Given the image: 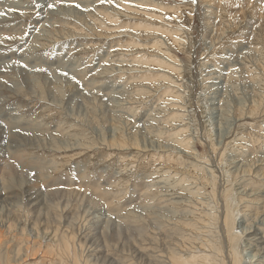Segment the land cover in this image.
Instances as JSON below:
<instances>
[{
    "label": "rangeland",
    "instance_id": "374dc122",
    "mask_svg": "<svg viewBox=\"0 0 264 264\" xmlns=\"http://www.w3.org/2000/svg\"><path fill=\"white\" fill-rule=\"evenodd\" d=\"M143 1L137 6L147 7H143L144 14L149 16L135 18L153 29V34L146 36L130 27L134 21L124 8L119 10L123 19L116 29V24L106 25L101 9L116 7L117 0H0V232L10 231L4 233L9 237H0V264L68 263L57 245L52 251L44 241L34 244L29 240L30 249L26 250L23 239L35 223L41 232L73 224L75 241L82 243L85 235L94 237L103 230L109 234L119 225H132V233L124 234V240L132 238L135 241L129 243L137 244L136 248L144 246L143 234L140 238L137 228L146 226L149 213L155 210V215L173 219L188 209L167 208L161 201L148 204L144 192L153 184L183 193L174 199L185 204L188 197L192 208L201 204L214 208L228 180L235 190L250 179L249 186L264 185L263 177L237 174L230 161L241 158L242 152L253 165L252 171L264 162L260 161L264 158V137H256L255 131L260 127L264 130V108L256 114L259 117L237 121L241 111L248 112L251 100L264 92V63L258 59L264 61L261 45L242 47L231 42L222 47L223 54L217 58L207 56L213 47L206 35L204 0ZM132 2L126 0L125 4ZM235 2V10L255 12L254 26L262 21L264 25V0ZM166 14L172 15L168 18ZM173 19L176 22L172 23ZM171 32L182 34L188 47L165 46L173 56L170 64L180 73L167 70L172 81L158 82L155 78L164 71L144 63L162 59L155 47L167 45L164 39ZM214 93L220 96L215 101L223 98L228 104L222 123L209 105ZM175 112L183 124L170 125L168 117ZM218 125L222 136L228 134L234 143L243 138L246 145L232 144L223 156L226 143L217 135ZM181 128L191 142L189 148L176 143L180 135L176 132ZM123 136L125 142L121 141ZM250 137L256 142L253 148ZM205 175L215 177L213 191L212 184L201 181ZM32 190L42 192L39 209L30 204ZM35 208L42 211L41 218L33 213ZM245 224H237L235 231L241 232ZM100 242L95 238L90 244ZM242 248L244 260L253 261V252L246 245L245 251ZM116 252L121 253L109 250L118 256ZM24 253L25 259L20 260Z\"/></svg>",
    "mask_w": 264,
    "mask_h": 264
},
{
    "label": "bare ground",
    "instance_id": "6f19581e",
    "mask_svg": "<svg viewBox=\"0 0 264 264\" xmlns=\"http://www.w3.org/2000/svg\"><path fill=\"white\" fill-rule=\"evenodd\" d=\"M43 1L44 0H42V3H43ZM109 1L113 2L115 0H109ZM200 1L203 2V0H200ZM235 1L236 0H204V6L206 8V10L204 11L205 12V20H206L205 21V24H206L205 27L207 29L206 35L208 37H210V42L212 45L211 47H213L212 51L207 56L217 58L220 54H223L221 52L222 47L224 45L226 46L228 43H231V42H233L235 45H238V46L240 45L242 47H245L247 44L248 45H254L255 43L259 44V45H261L260 50H261L262 54H264V25L262 24L263 21L261 20L262 23L260 22L259 25L254 26L252 23H253V20L255 19L254 18L255 12L253 11V12H251V14H247L245 11L235 10L236 5H238ZM125 2H126V0H125ZM125 2H124V0H117V4L114 5L116 7H107L108 5L105 4L106 6H104L101 10H102V14L105 15L104 20L106 22H108V23H106V25L109 26V25L113 24V26H115V24H116L117 26L114 27L116 29L118 27V23L120 22V20L123 19L122 18L123 16L119 12V10L124 8L122 10L124 11L126 9L129 16H132L129 19L132 20V22L134 21V23L131 24V26H130L131 28L135 29V31H137L140 36L141 35L146 36V34H153V29L147 28V26L145 24L146 21L142 22L141 20H139L140 21L139 22V21H136V18H135L137 16L139 17V19L142 16L143 17L149 16V15L144 14V13L147 14L146 10L144 9L147 7H144V6L138 7L137 6L138 5L137 3H139V5H141V4L143 5L144 1L139 0L137 3H135V0H134V2L130 3V5L128 4L129 6L126 5ZM127 2H128V0H127ZM130 2H131V0H130ZM147 6H148V4H147ZM97 7L99 9L100 6H97ZM98 9H96V7H95V10L98 11ZM156 9L159 10V8H156ZM181 9H183V8H181ZM91 10L93 11L94 9H90V12H91ZM143 10H145V11H143ZM150 10H151V8H150ZM178 10H180V9H177L176 11H178ZM241 12H243V13H241ZM94 13H95V11H94ZM256 13H257V10H256ZM178 14H180V11ZM92 15H90V16H92ZM169 15H172V14H168V16ZM249 15H251V16H249ZM260 15H262V14H260ZM97 16H100V15H97ZM166 16H167V14H166ZM100 17H102V16H100ZM246 17H248V19L246 20V23H244L245 22L244 20ZM263 17L264 16H262L261 19H263ZM89 18H91V17H89ZM150 19L151 18H148L149 21H150ZM175 20L172 21V23L176 22ZM87 21H88V19H87ZM122 21H124V20H122ZM94 22L96 23V20H94ZM101 22H104V21L101 20ZM58 25H59V23H58ZM54 26H57V24L56 25L54 24ZM60 26L63 27L62 25H60ZM67 27H69V26H67ZM95 29H97V28H95ZM154 30H155V28H154ZM98 31H100L102 33L101 30H98ZM179 32L178 33H172L171 32V34L168 35L167 39L166 40L164 39V43L166 41L167 45H164V46L163 45H156V47L154 45L152 46L153 48L154 47L156 48L157 52H160L159 54H160V57L162 59H160V60L152 59L149 62L148 61H146V62L142 61V63L145 62L144 64H146L147 66H151V65L155 64L162 70V73L164 71V74H161L157 78H155L158 82L159 81H165V82L172 81V79L170 78L168 73H165V71H167V70L173 71L177 74L180 73V69H178V67L172 66L170 64V58H173V56L165 48V46H170L172 44L175 45L177 48H179L180 46L185 44V43H183L184 42L183 36ZM163 34H165V33H162V35ZM160 44H161V42H160ZM189 45H190V43H189ZM185 46H187V45L185 44ZM155 57H157V56H155ZM258 59H260L264 63L262 58L258 57ZM262 62H260V63H262ZM262 71L264 74V67H263ZM149 80L151 81V79H149ZM261 81L264 85V82H263L264 77L262 78ZM259 84H261V83H259ZM217 94L214 93L210 96L211 101H210L209 105H211V109L213 111H216V113L219 114V116L221 117L220 121L222 123L223 118H224L225 106H226L227 102H226V99H223V98L215 101V99H216L215 97H220ZM223 95H221V97ZM255 96H257V95H255ZM172 97H174V96H172ZM251 104H252V106L249 104L250 107H249L248 112L241 111V113L238 115V117H237L238 122L241 121L242 118H245L247 116H249L250 118H252V117L256 118L258 116V115L256 116V114H259V112L261 110H263V108H264V92H263V95L261 94V95L257 96L255 99H252ZM260 113H262V112H260ZM261 116H263V114ZM180 117H179V115H177V113L168 117V121L170 122V125L174 124L175 122L181 123ZM120 118H121V116H120ZM251 123H253V122H251ZM181 124H183V123H181ZM214 125H215V123H214ZM242 126L243 125L239 126V128L237 129L238 132H241V129H243ZM218 127H219V125H218ZM220 130H221L220 127L216 130L218 132L217 135L219 137H221V139L224 138V141L226 143L225 144L226 146H225L224 150L222 151L223 156H224V154L227 155V149L230 148V146L232 144H236L235 146L241 147V148H242V146L246 145L244 143L243 138L238 140V142L234 143L235 141L233 142V139H231V136H229L228 134H226V136H222L223 134L221 133L222 131L219 132ZM255 131H257L256 137H258V136H259V138L264 137V130L261 127L256 129ZM182 132H184L182 128L180 131L176 132V134H180L179 137L175 138L177 140L176 143L177 144L180 143L185 148H189L191 142L186 139L185 134H183ZM207 132H209V135L211 136L210 129ZM244 136L246 137L247 135H244ZM241 137H243V136H241ZM250 139H251V137H250ZM121 141L125 142L124 136L121 138ZM121 141L119 139V143H121ZM218 141H221V140H218ZM249 143H250V145L252 144V146H250V147L253 148V146L256 142L253 139H251ZM212 144H214V143H212ZM214 145H216V144H214ZM230 152H232V151H230ZM243 152H245V151H243ZM232 153H230V154H232ZM230 154H228V155H230ZM235 156L238 157L236 155V152H235ZM241 156H240L241 158H239V159L238 158H231L230 159L231 164H233V167L236 168L237 172H239L237 174H243L246 177L252 175L254 177V179L258 178V177L264 178V164H263L264 162H261V164H260V165H262V167L260 168L261 170L258 169V170L252 171L253 165H250L249 164L250 161L248 159H245V157H243L242 152H241ZM221 157H219V158H221ZM153 161L156 162L155 160H153ZM260 161H264V158L261 159ZM172 162L173 161H170L169 163H172ZM15 167L23 169V167H21V166H15ZM157 170H158V168H157ZM153 172H154V170H153ZM207 173H209V172H207ZM233 173H235V172L233 171ZM247 174H249V175H247ZM4 176L5 175H3V177ZM157 176H159V175H157ZM191 176H193V175H191ZM210 177H211V179H209V176L206 178V175H205L204 179L202 178L201 181L203 182V184L204 183L205 184L206 183L212 184L213 186L212 185H210V186H211L212 191H213L216 187L217 181L214 180V178H215L214 176H213L214 178L212 176H210ZM161 178L164 179L163 177H160L159 179H161ZM248 181L251 182V179ZM162 182H163V180H162ZM250 182L241 183L243 185H240V189L235 190L234 187L232 186V182L228 180V182H226L227 184L224 187L221 186V187H223L222 199H221V201L218 199L219 201H217V203H216L217 205H215L214 208L212 207L213 209L211 207L204 206L202 204L200 207L197 206V207H199V209L197 207H196L197 209L192 208L193 206H191V203H187V202H189L187 200L188 197H186L187 199L185 198L187 202L184 200L186 202L185 204H183L181 199H180L181 201L175 200L174 198L177 197L176 195H178V193H179V192L178 193L173 192V191L177 192V190H175V189H170V188L167 189L166 188L167 189L166 190L162 186H156L155 184H153L152 186H148L147 188H145L144 197H143L145 199V201H147V203L149 202L148 204H150V203L154 204L156 202L161 201L162 203H165L166 205H168L167 208L168 207H172V208L175 207V209H177L180 206H185V208L187 207L188 209L185 213H183L184 210H183V212L181 211L183 213L181 215L182 217L176 216L177 218H173V219L165 218V214L162 216L159 214L155 215V210H154V212L149 213L150 216H146L147 220L145 219L146 226L142 225V226H139V228H137L138 229L137 235H139L141 238V235L143 234V237H144V238L142 237V240H141V241H143L142 243H144V246L142 244L141 245L142 247H140V248H136L135 246H137V244L135 245V243L134 244H131V242L129 243V241H131L132 238H131V240L128 239L129 241H126V240H124L125 238H123L124 234L129 236V234L132 233L130 230V229H132L131 228L132 225L127 226V227H126V225H125V227L122 225H119L116 227V225H115L116 228H112L113 230L110 231L109 234L107 231L103 230V232L100 231L101 233L95 235L94 237H92V236L87 237L85 235L84 236L85 240L82 243L79 240H78L79 242L75 241L77 238V235L74 232L75 226H73V224H69V225H67V227L57 228L54 231L49 230V227H48L49 231L45 230V231L41 232V228L36 225L37 223H35V224H33L34 225L33 229H31V227H30L31 232H28V235H27L28 237L25 240L23 239V241L26 242V245L28 247L26 249L27 251L30 249L29 248V245H30L29 240L32 241V243H34V244L39 243L38 240H40L41 242L44 241V242H46V247H49L52 251L55 250L54 246L57 245V250L59 251V253L62 257L66 258V261H68L67 264H264V185L259 184L258 186H253V185L249 186ZM158 183H160V182H158ZM73 192H74V190H73ZM75 192H77V191H75ZM189 192H190V190H189ZM41 193L42 192H40L38 190L37 191L32 190V192L29 196V197H31L30 204L32 207L34 206V207L38 208V204L42 201ZM52 193H54V192H52ZM78 193H79V191H78ZM74 194H76V193H73V194L71 193L72 196H74ZM179 194L182 195L183 193L180 192ZM54 195H55V193H54ZM77 195H79V194H77ZM65 210H66V208H65ZM34 212L38 213L36 208L33 211V213ZM41 212L39 211L37 218L42 217V216L39 217L41 215ZM174 214H175V212H174ZM174 214H173V216H175ZM158 215H159V217H158ZM155 216H157V218ZM166 219H168V221ZM146 221H147V223H146ZM36 222H37V220H36ZM69 223H71V222H69ZM243 223H246V224L244 225L241 232H236L235 227L237 226V224L242 225ZM105 224H107V223H105ZM5 226H6V224H5ZM6 231L2 230V232H0V237H1V235H3L1 239H3L5 237L4 233H6ZM26 231L27 230H25V232ZM7 232H10V231L8 230ZM141 232H142V234H141ZM75 235H76V238H74ZM172 235H174L175 237ZM7 237H9V235ZM7 237H5V238H7ZM138 237H137V239L140 240V238H138ZM12 238H13V236H12ZM95 238L97 240H100L101 242L98 244L96 243V245L90 244V242L94 241ZM133 240H132V243H133ZM138 240H136V241H138ZM2 241L0 240V242H2ZM21 241H22V238H21ZM120 241H122V244L120 243ZM138 243H140V242H138ZM245 245L247 246V248L250 249V251L253 252V254H252L253 257H251V258H254V260L252 259L253 261H251L250 259H249V261H247L248 259L244 260V256L242 255V251L240 250V248L241 247L244 248ZM6 246H8V245H6ZM32 247H34V246H32ZM40 247H41V249L43 248L41 245H40ZM44 247H45V245H44ZM33 249L31 248V251ZM41 249H39V250H41ZM110 249L119 251V253L121 251V253L118 255V253L116 252L117 253L116 255H118V256L111 255V254H109ZM10 251H11V249H10ZM33 251H35V250H33ZM41 251L43 252V250H41ZM50 253H51V251H50ZM52 254H50V255L52 256ZM25 255H27V254H25V253L22 254L23 257H20L21 258L20 260L25 259L24 258ZM60 259H62V258H60ZM50 264H53V263L51 262Z\"/></svg>",
    "mask_w": 264,
    "mask_h": 264
},
{
    "label": "snow or ice",
    "instance_id": "6c2138e0",
    "mask_svg": "<svg viewBox=\"0 0 264 264\" xmlns=\"http://www.w3.org/2000/svg\"><path fill=\"white\" fill-rule=\"evenodd\" d=\"M79 7V5H77ZM50 7H54V5H50Z\"/></svg>",
    "mask_w": 264,
    "mask_h": 264
}]
</instances>
